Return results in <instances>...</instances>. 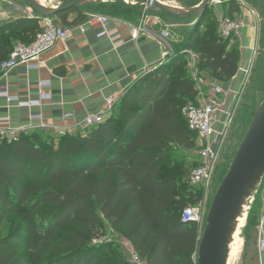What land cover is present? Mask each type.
Listing matches in <instances>:
<instances>
[{
	"label": "trees",
	"instance_id": "obj_1",
	"mask_svg": "<svg viewBox=\"0 0 264 264\" xmlns=\"http://www.w3.org/2000/svg\"><path fill=\"white\" fill-rule=\"evenodd\" d=\"M83 8L55 19L62 27L77 25L87 18ZM238 12L229 1L224 18ZM109 15L128 22L141 16L136 7ZM185 19L192 22L181 43L129 87L102 124L63 137L34 130L0 141V264H130L116 245L97 242L105 223L146 264H196L200 229L182 223L181 213L202 195L190 185L199 162L173 163L198 141L183 115L197 97L185 51L197 56L199 76L221 82L236 75L240 51L230 47L233 37H221L211 7L196 22ZM41 32L36 17L0 25V64L15 45L31 44ZM257 107L243 108V133ZM12 216L18 226L3 233Z\"/></svg>",
	"mask_w": 264,
	"mask_h": 264
},
{
	"label": "crops",
	"instance_id": "obj_2",
	"mask_svg": "<svg viewBox=\"0 0 264 264\" xmlns=\"http://www.w3.org/2000/svg\"><path fill=\"white\" fill-rule=\"evenodd\" d=\"M159 1L170 6L190 9L199 5L202 0ZM219 1L221 2L219 6L210 7L215 15L221 13L224 17L227 2L232 0ZM234 1L239 6V12L234 14L232 19L244 25L230 42V47L237 46L240 51L237 73L228 82L211 78L204 72L200 73L202 84L219 85L225 92L219 116L221 120H225L231 113L246 81L247 74L245 75L244 70L250 68L257 37L252 2ZM48 2L51 3L50 0ZM59 4L60 2L51 7ZM83 12L87 15L86 20L70 26L72 37L65 42L57 43L46 52L37 69L19 65L0 76V92L6 91L8 97L17 99L9 102L0 94V121L3 119L8 121L0 122V128L15 130L27 125L32 116L38 115L46 125L74 126L87 113L102 110L106 99L112 97L118 102L138 78L165 62L163 59L165 52H170L174 45L180 44L183 40L172 31L171 25L147 15H141L135 22L103 15L109 19L106 27L109 36L98 37L102 30L101 26L89 22L93 16L102 14H97V11L91 8L83 9ZM31 17H36L34 10L19 1L0 0V25L19 18ZM75 17L74 14L70 15L68 21ZM55 23L61 25L56 19ZM137 27H140L141 31L133 39L132 29ZM41 95L46 97L41 99ZM35 101H40V104L24 106L25 103ZM66 115L69 118L64 120L63 117ZM121 241L124 246L131 247L124 239Z\"/></svg>",
	"mask_w": 264,
	"mask_h": 264
},
{
	"label": "built area",
	"instance_id": "obj_3",
	"mask_svg": "<svg viewBox=\"0 0 264 264\" xmlns=\"http://www.w3.org/2000/svg\"><path fill=\"white\" fill-rule=\"evenodd\" d=\"M221 2L215 0L211 6H219ZM218 19V30L223 39H230L231 37L238 35L244 25L235 20H229L222 16L221 13L215 15ZM101 26L102 30L98 34V37L109 36L107 25L109 19L103 15H96L92 17V21ZM40 27L42 32L39 33L34 41L25 46L17 44L14 46L10 55L0 64V74L5 75L11 69L25 65L29 69H37L41 62L42 56L51 50L57 43L65 42L72 37V29L70 27L58 26L55 23V19H41ZM141 31L140 27L132 29V38L135 39ZM169 52L163 54V59H167ZM187 56V68L191 79L195 82L197 97L196 104L189 105L183 110V115L186 118L188 128L197 133L198 141L204 145L203 149L198 154L199 165L193 169L190 175V185L195 187L204 188L211 183L213 175V164L216 158L217 144L223 132L227 127V120L229 114L225 120L219 118L221 114L222 99L225 96V92L219 85L209 83L207 85L202 84L199 71L197 69V56L192 51H185ZM154 67L152 70H155ZM149 72V71H148ZM249 69H245V75H248ZM44 85V84H43ZM43 85H41L43 87ZM0 94L4 96L9 102L16 101L12 97H8L6 91H1ZM45 95H41V99L45 98ZM40 101L25 103L24 106L39 105ZM116 99L110 97L105 101V107L98 112L87 113L84 118L74 126H52L46 125L41 116H32L30 122L27 125L20 126L15 130L0 128V141L2 140H16V138L23 133H27L34 130H40L54 137H63L66 135L76 134L81 131H86L90 128L96 127L102 124L105 119L112 112ZM64 120L69 116L63 117ZM1 123H7V119L0 121ZM202 203L195 206L186 207L181 213V222L184 224H192L198 226L200 229L204 227L205 218L208 209H206ZM258 238H257V252L260 260V264H264V201L262 205V211L260 213L257 224ZM102 242V239L97 241ZM125 253L128 256L130 264H146V262L138 256L134 250L129 246L123 247Z\"/></svg>",
	"mask_w": 264,
	"mask_h": 264
},
{
	"label": "rangeland",
	"instance_id": "obj_4",
	"mask_svg": "<svg viewBox=\"0 0 264 264\" xmlns=\"http://www.w3.org/2000/svg\"><path fill=\"white\" fill-rule=\"evenodd\" d=\"M17 1L29 9H32L23 0ZM40 1L45 6L51 7L53 5H57L58 2L61 4L67 0H50L51 3L48 2V0V3L44 0ZM140 2L141 0H108L105 2H99L98 4H91L83 9L91 8L101 14L109 15L114 14L117 11H121L125 7H136L141 15H147L150 18H159L167 25H171L172 31L176 35L181 36L183 39L184 33L187 32L190 27V23L192 22L191 19H173L166 17L157 10L138 5ZM246 2H252L251 8L254 13L255 24L257 27L256 44L246 81L234 102L233 109L228 116L227 127L217 144L211 183L207 187H199L202 195L200 196V200L197 204L202 203L205 207H207L206 209L209 208L212 198L219 185L218 181L224 170H227L244 134L243 131L246 128V122L241 119L243 108L250 107L251 105H254L256 108L257 105L264 99V0H247ZM169 53H171V50ZM84 132L81 131V133ZM45 138L46 137L43 138L44 141H46ZM203 147L204 145L197 141V147L194 150H183L180 152L181 155L173 158V163L175 164L180 162L187 164L197 162L198 154ZM263 191L264 182L257 188L248 204L246 212L243 213V223L238 229L236 235H234L233 244L231 245L232 247H238V253L234 258H231L230 255V264H260L256 245L258 238L257 224L264 201ZM189 206L191 205H188V207ZM19 222L20 220L18 216H12L4 224L2 232L6 233L11 224H14L17 227ZM202 230L203 227L200 228V233H202ZM102 242L107 244L113 243L118 247L117 250L121 249L125 253L123 249V241H121V239L112 232L107 223H105L104 226ZM115 249L116 248H113L111 252L113 257L117 254ZM108 263H110V260H106V262H104V264Z\"/></svg>",
	"mask_w": 264,
	"mask_h": 264
},
{
	"label": "water",
	"instance_id": "obj_5",
	"mask_svg": "<svg viewBox=\"0 0 264 264\" xmlns=\"http://www.w3.org/2000/svg\"><path fill=\"white\" fill-rule=\"evenodd\" d=\"M23 1L41 20L55 19L60 12L108 0H67L56 7L45 6L38 0ZM214 1L202 0L190 9L170 6L159 0H141L138 5L157 10L171 18H194L196 22ZM263 177L264 99L258 105L212 198L197 249L196 264H229L235 222L246 212Z\"/></svg>",
	"mask_w": 264,
	"mask_h": 264
},
{
	"label": "bare ground",
	"instance_id": "obj_6",
	"mask_svg": "<svg viewBox=\"0 0 264 264\" xmlns=\"http://www.w3.org/2000/svg\"><path fill=\"white\" fill-rule=\"evenodd\" d=\"M39 2H41L40 0H38ZM42 3V2H41ZM43 4V3H42ZM44 5V4H43ZM244 206H242V208H243ZM242 223H243V214L241 215V217L240 218H238L237 220H236V222H235V225H234V230H233V232H232V241H233V239H234V235H236V233H237V231H238V229L241 227V225H242ZM232 244H233V242H232ZM231 251H230V253H229V264H230V255H231V258H234L236 255H237V253H238V247L237 246H231Z\"/></svg>",
	"mask_w": 264,
	"mask_h": 264
}]
</instances>
